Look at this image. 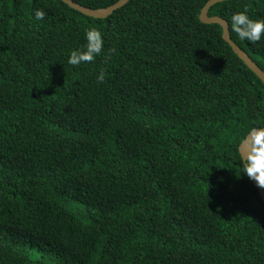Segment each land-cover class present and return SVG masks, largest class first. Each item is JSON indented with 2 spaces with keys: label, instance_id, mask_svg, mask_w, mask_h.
I'll return each mask as SVG.
<instances>
[{
  "label": "trees",
  "instance_id": "obj_1",
  "mask_svg": "<svg viewBox=\"0 0 264 264\" xmlns=\"http://www.w3.org/2000/svg\"><path fill=\"white\" fill-rule=\"evenodd\" d=\"M206 1L127 0L93 17L0 0V264H264V203L238 151L264 124V84L199 20ZM245 7L264 18V0L208 15L264 71V36L230 29ZM93 27L101 53L68 64Z\"/></svg>",
  "mask_w": 264,
  "mask_h": 264
},
{
  "label": "clouds",
  "instance_id": "obj_2",
  "mask_svg": "<svg viewBox=\"0 0 264 264\" xmlns=\"http://www.w3.org/2000/svg\"><path fill=\"white\" fill-rule=\"evenodd\" d=\"M44 16V9L37 8L34 10L36 20H42ZM230 29L240 40L260 41L264 36V18L251 17L245 7L243 10L231 13ZM84 39L85 43L83 45L70 51L67 58L68 64L80 65L94 60L101 53L104 40L99 29L93 27L85 30ZM104 78V71L100 70L96 75V79L103 81ZM247 139L249 149L240 153L241 172L250 180H254L258 186L264 187V127L249 129Z\"/></svg>",
  "mask_w": 264,
  "mask_h": 264
},
{
  "label": "water",
  "instance_id": "obj_3",
  "mask_svg": "<svg viewBox=\"0 0 264 264\" xmlns=\"http://www.w3.org/2000/svg\"><path fill=\"white\" fill-rule=\"evenodd\" d=\"M64 3H66L68 6L79 10L80 12L90 15L93 17H105L108 14H110L114 9L118 8L119 6L123 5L127 0H116L115 2L104 6V7H97V8H90L83 6L73 0H62ZM223 0H207L205 4L201 7L199 11L198 18L203 23H217L221 26L222 32L221 36L222 38L230 45L233 52L246 64V66L254 72V74L261 80V82L264 84V71L251 59V57L243 50L241 49L231 38L229 35V28L228 23L226 20L218 15H208V10L210 6L214 5L217 2H220ZM260 127H264V124ZM255 127V128H260ZM253 129V128H252ZM248 133L245 135V137L241 140V142L238 145V151L246 152L249 149V141L247 139ZM253 185L258 191L259 196L261 197L263 203H264V187H260L256 184L254 180H252Z\"/></svg>",
  "mask_w": 264,
  "mask_h": 264
}]
</instances>
